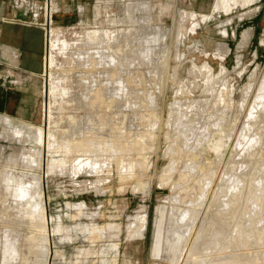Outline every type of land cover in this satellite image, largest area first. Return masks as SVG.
Segmentation results:
<instances>
[{"label":"bare ground","instance_id":"bare-ground-1","mask_svg":"<svg viewBox=\"0 0 264 264\" xmlns=\"http://www.w3.org/2000/svg\"><path fill=\"white\" fill-rule=\"evenodd\" d=\"M50 1L40 5L43 17H45L44 11L46 13L47 6L48 27L53 15L57 13H54L50 7ZM103 1L106 3L105 11H108L107 8L113 0ZM257 1L215 0L212 12L202 14V19L199 21L197 13L183 9L179 24L182 26L190 14L193 22L189 34L198 36L197 30L201 24L211 21L215 18V14L230 15L234 10L242 9L244 11L238 15V19L242 20L258 10V7L255 6ZM152 2L153 0L127 1L124 3L123 16L119 13L112 17L108 16L106 22L109 26L107 28H87L80 41L54 42L52 45L63 53L62 56L68 63L67 69L62 66L63 76L62 80L58 82L54 81L57 75L54 58L51 56L47 61L44 58L42 60L41 57L40 68L44 69L43 71H47L49 68L48 76L51 80L48 90L50 103L47 139L45 129L47 105L43 114V123L40 124L24 118H15L7 113H0V126H2L0 139L6 140L11 147L20 148L23 151L22 162L29 167L28 169H18L10 154L7 155L4 164L6 150L1 145L0 264H48L49 256L52 254L49 218L42 200V191L36 192L39 186L34 181H30L29 185H26L27 180L19 177L20 171H18L21 170V174L27 175L39 167L40 164L35 156L38 154L39 147H47L50 151L49 163L57 162L61 166L70 163L75 167L77 174L86 168L100 175L105 172V167L109 169L114 161L119 169V177L124 182L129 181L132 177H129L127 173H121L123 168L132 170L135 163L138 166L146 163L145 154L142 162L137 158L134 162V157L131 156L132 151L136 150L138 156L146 150L154 152L161 128L162 106L159 100L164 97V72L171 60L167 42L171 32L165 27L158 26L161 12L168 9L170 4L163 5L157 2V6L154 8ZM233 19L235 18L229 17L227 24H220L219 32L224 36H228L227 26ZM54 32L55 29L51 27V33ZM178 36H180V32L177 33V38ZM251 36V29H245L242 33L241 48L248 44ZM194 44L195 48L191 50L189 47L188 54H198L204 58L203 60H206L202 65H198L192 59L194 72L205 74L204 88L199 96H190L187 95L183 86H180L176 90L173 102L168 105L164 136L167 147L164 157L168 159L169 163L163 168L161 187L164 186L165 179L172 180L178 163H184V171L196 169L194 160L202 143L205 142L207 145L206 141H209L213 133L225 129L229 110L233 105L232 95L229 91L231 85L227 80L230 75L229 69L221 64L220 73L216 76L207 60L215 58L224 61L226 57L224 55L227 52L226 44H217L219 47L216 48L217 53L213 56L207 53L208 50H205L207 47L199 39L196 38ZM220 48L225 49L220 50ZM176 55L182 63L187 57L186 53L183 54L184 58H181L179 53ZM241 58L242 54H237L238 67L241 64ZM154 64L156 67L153 66ZM74 71L76 72L74 73ZM147 81H151L152 84H147ZM68 83H71V86H67ZM151 87L156 88L155 91ZM250 87L252 88L253 85ZM250 91L251 89L248 92ZM255 92L249 111L247 110L249 119L246 117L248 121L244 122L235 146L237 149L240 145L241 150L243 152L247 150L246 152L250 156L254 155L253 153L257 150L255 146L260 145L263 139L260 133L256 138L254 135L250 138L247 132L253 130L249 127H255L257 121L264 120V76ZM247 94L248 97L249 93ZM245 105L247 104L244 101L240 103V111L244 109ZM260 128L258 129L261 130ZM258 129L257 131H259ZM262 133L264 135V132ZM126 135L128 137L125 139ZM248 138L250 139L248 142L246 140L247 148H245L246 145L243 144ZM25 150L32 151L35 155L33 153L25 155ZM104 151H108L109 156H104ZM234 153L233 150L231 157H234ZM240 157L242 159L241 155ZM39 158L42 159L43 155H39ZM234 159L228 160L218 188L212 195L216 197L218 203L214 211L215 214L221 215L223 223L229 226L225 240L233 243L237 236L238 241L236 240L237 244L235 245L237 249L228 245L225 251H222L218 236L223 231L214 227L215 223L211 221L209 242L207 243L215 246L214 255L220 254L223 258L197 259L195 242L202 238L205 225V221H201L195 234V242L191 245L187 257L195 264H245L248 262L247 259H241L236 250L249 249V243L254 239L264 240V166L262 168L260 166V170L257 167L249 169V171L257 169L259 174H263L258 177L259 179L255 178L254 173V175L250 174L252 177L245 179L244 176L245 173L248 174V170L241 165L244 171L240 170V172L241 167L236 166L238 164ZM249 162L251 163V161ZM230 163L232 165H229ZM243 164L245 165L244 162ZM135 178L138 180L137 177ZM214 179L215 172L211 178H203L199 198L189 202L187 208L181 210L174 208V211L180 213L177 222L181 226V234L177 237L186 238L188 242L192 240L193 232L199 223L200 211L205 206ZM120 187L123 189V186ZM33 193L41 198L31 201L30 195ZM172 199L175 204H179L181 201L178 194ZM212 201H210L209 207L213 206ZM236 211L238 214H235ZM228 217L232 222L227 223ZM145 224L146 215L140 214L135 219L133 229L137 227L144 229ZM102 240V236H90L87 241L96 243ZM56 252L55 255H57ZM60 256L65 259L63 254ZM263 258L264 253L261 256L255 253L251 254L250 260L259 261ZM112 262V264H117L114 260ZM69 264H71L70 261Z\"/></svg>","mask_w":264,"mask_h":264},{"label":"rangeland","instance_id":"rangeland-1","mask_svg":"<svg viewBox=\"0 0 264 264\" xmlns=\"http://www.w3.org/2000/svg\"><path fill=\"white\" fill-rule=\"evenodd\" d=\"M58 1H50V7H52L54 13H57L53 15L48 29H46V38L41 56L42 60L44 58L47 61H49L51 56L54 58L57 74L55 76V82L62 80V66L67 69L68 63L64 60L63 53L52 44L56 41L63 43L80 41L83 38L84 30L87 28H107L109 26L106 22L108 16L112 17L116 13L123 16L124 3L133 0H113L107 8L108 11H105L104 7L106 3L103 0H63L69 6V9L71 7L70 10L73 12H70L68 9L63 11ZM213 1L153 0L152 2L154 8L157 6V2L163 5L170 4L168 9L161 12L158 26L165 27L171 32V35L167 39L171 60L164 72V97L159 98L162 112L161 128L158 133L156 148L154 152H149L150 150L143 151L140 156H138L136 150L132 151L131 156L134 157V162L135 158L142 162L145 154L146 163L142 166H138L135 163V167L132 170L129 168H126V170L123 168L121 170V173H127L129 177H132L129 181L124 182L120 179L119 169L116 167L114 161L109 169L103 164L105 172L100 175L86 168L77 174L75 167L70 163L64 166H61L57 162L51 164L49 163L51 153L47 147H39L37 149L38 154L36 155L32 151H24L25 155L33 153L40 165L35 171L23 175L21 174V170L29 168L22 162L23 151L17 148V146H9L10 144L6 140L0 139V147L4 146L6 150L3 159L4 164L7 155H12L14 165L18 169H21L18 170L20 171V176H18L22 177L23 180H27L26 185H29L30 181L38 183L39 189L37 188L36 192L42 191V200L46 206L49 218L48 226L52 242V254L49 256L48 264H69V261L71 264H112L113 260L117 264H195L193 260L187 257L191 245L195 242V234L201 221H205V225L203 226L204 232L202 238L195 242L197 247L195 252L198 253L196 256L197 259L203 258L210 260L214 257H218L219 259L223 258L220 254L214 255L215 246L207 243L209 242L211 221L215 223L214 227L222 229L223 231L218 236L222 251L224 252L228 245H231L233 249H237L235 248L238 241L237 236L233 243L225 240L229 232V226L223 223V217L221 215L215 214L214 211L218 203L216 197H213L212 194L217 190L230 158H235L234 161L239 166L235 165L238 168L241 167L239 171H244V169L248 170V174L245 173V179H249L254 174L255 178L259 179L258 177L263 175L261 173L259 174L257 169L260 170V166L261 168L264 166V144L262 145V142L264 143V135L262 133L264 132V120L257 121L255 127H249V129L253 130H248L247 132L250 138L253 135L256 138L258 133L262 134L261 138L263 139L260 145L261 147L263 146V149L260 145L255 146L257 150L253 153V156H250L247 154V150L244 152L241 150L242 147L240 145L237 149L235 146L237 139L240 137L244 126L243 124L249 119L247 110L249 111V106H251L257 86L264 76V9H258L256 11L258 12V16L255 21L252 20L254 24H248L246 19H238V15L244 11L242 9L234 10L230 15L215 14V18L206 24H201L200 28L198 27V36L189 34L193 22L190 14H188L183 25L180 26L179 23L183 9L188 12L197 13V20L199 21L202 19V14L212 12L213 4L211 8L210 6ZM229 17H234L235 19L227 26L228 36H224L219 32L220 24H227L226 22ZM51 27L55 29L53 34L51 33ZM245 29H251L252 36L248 44L241 48L242 33ZM178 32H180V36L177 38ZM196 38L205 44V47H207L205 50H208L207 53H210L211 56L217 53L216 48L219 47L217 44H226V49L220 48V50H227L224 55L226 56L224 61L216 60L215 58L207 60L216 76L220 73L221 64L229 69L230 75L227 80L231 85L229 91L230 95H232L233 105L229 110V118L226 122L225 129L213 133L209 141H206L207 145L205 142L202 143L195 156L194 161L196 167L195 164L194 167L196 169L193 168L195 171L193 169L184 171V163H178L176 165V173L173 175L172 180L165 179L164 186L161 187V174L163 168L169 163L168 159L164 157V151L167 147L164 136L168 105L173 102L174 96H176V90L180 86H183L187 95L190 96H199L204 88L203 81H205V74H196L194 72L192 59L198 65H202L206 60H203L204 58L198 54H188L189 47H191V50L195 48L194 41ZM176 53H179L181 58H184V53L187 54L183 63L177 59ZM239 53L242 54V58L241 64L238 67L236 56ZM153 66L156 67L155 64ZM43 70L41 68L40 70L38 69L37 77L33 80L37 88L36 103L29 105L30 111L32 112L25 119L37 124L43 123V114L45 113L47 105L45 126L47 139L49 127L48 107L50 103L48 90L51 80L48 76L49 68L47 71ZM253 71L255 75H253ZM147 84L151 85L152 82L149 81ZM251 85H253L252 88L250 87ZM67 86H71V83H68ZM151 89L155 91L156 88L151 87ZM250 89L251 91L248 92ZM247 93H249L248 97ZM242 101L247 105L240 111V103ZM27 108L28 106L24 109ZM18 117L22 118L21 115H17ZM257 126L258 128L261 127V130ZM0 129H2V126H0ZM127 137L128 135H126L125 139ZM250 138L245 139L244 142L246 140L248 142ZM247 142L243 144L244 146L246 145L245 148H247ZM233 150L235 151L234 157H231ZM39 155H43V158L40 159ZM103 155L109 156V152L104 151ZM229 165H232V163ZM241 165L244 166V169ZM252 167H257V169L255 171H249ZM214 172L215 179L212 184V190L205 206L200 211L199 223L193 232L194 236L192 240L188 242L186 238H180L184 239L182 241L184 242V247L181 255L179 254V249L182 244L178 243V248H174L171 252H169V247L166 246L161 255V259L156 257L153 253L154 246L152 248L153 227L156 218L160 214L162 215V213L163 215L165 214L167 237L175 238V236L180 235L181 226L177 222L180 213L174 211V208H178L179 210L185 209L188 207L189 202L196 201L202 191L203 178H211ZM120 186H123V189ZM176 194H178L181 200L179 204H175L172 199ZM39 197L34 193L30 195L31 201H36ZM211 199L214 200L212 201ZM210 201H212V207H209ZM140 214L146 215V230L145 227L144 229L137 227L132 230L131 227L133 228L135 219ZM235 214H238V212L236 211ZM228 222H232L229 217L227 219ZM90 236H102L103 240L91 243L87 241ZM55 251H57V255H55ZM236 251H238L236 253L241 256V259H247L246 261L248 262L245 264H264V258L259 261L250 260L251 254L257 253L261 256L264 253V240L254 239L250 241L249 249L242 248ZM61 254L65 256V259L61 258Z\"/></svg>","mask_w":264,"mask_h":264},{"label":"crops","instance_id":"crops-1","mask_svg":"<svg viewBox=\"0 0 264 264\" xmlns=\"http://www.w3.org/2000/svg\"><path fill=\"white\" fill-rule=\"evenodd\" d=\"M213 2L210 8L212 4L214 6ZM42 3L43 0H0V113L16 118L17 115L28 118L32 112L29 105L36 103L37 88L33 80L37 77L38 69L40 70L45 32L48 28L40 8ZM58 3L63 11L68 9L73 12L63 0ZM255 6L264 9V0H258ZM257 16L258 12H254L243 19L248 24H254L252 20L255 21ZM44 22L47 24L45 28ZM165 218V214H160L153 227V253L160 259L166 246L171 252L181 243L180 255L184 247V239L166 236ZM131 229L133 230L132 227Z\"/></svg>","mask_w":264,"mask_h":264},{"label":"built area","instance_id":"built-area-1","mask_svg":"<svg viewBox=\"0 0 264 264\" xmlns=\"http://www.w3.org/2000/svg\"><path fill=\"white\" fill-rule=\"evenodd\" d=\"M44 2V4H47V2H48V0H44L43 1ZM46 13H47V6H46ZM46 13H45V11H44V15H45V21L47 20V15H46ZM45 24H46V22H45ZM44 26H46V25H44Z\"/></svg>","mask_w":264,"mask_h":264}]
</instances>
